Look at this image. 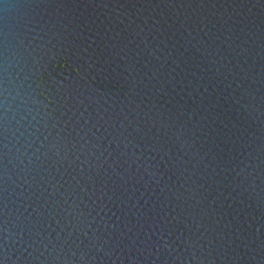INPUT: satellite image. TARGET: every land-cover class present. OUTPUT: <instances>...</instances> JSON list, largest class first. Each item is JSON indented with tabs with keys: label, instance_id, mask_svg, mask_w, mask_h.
<instances>
[{
	"label": "water",
	"instance_id": "95a60500",
	"mask_svg": "<svg viewBox=\"0 0 264 264\" xmlns=\"http://www.w3.org/2000/svg\"><path fill=\"white\" fill-rule=\"evenodd\" d=\"M0 264H264V0H0Z\"/></svg>",
	"mask_w": 264,
	"mask_h": 264
}]
</instances>
